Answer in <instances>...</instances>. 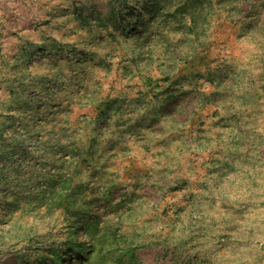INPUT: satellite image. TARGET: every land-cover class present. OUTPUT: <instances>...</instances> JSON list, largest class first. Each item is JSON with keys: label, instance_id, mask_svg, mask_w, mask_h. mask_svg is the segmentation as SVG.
I'll use <instances>...</instances> for the list:
<instances>
[{"label": "rangeland", "instance_id": "rangeland-1", "mask_svg": "<svg viewBox=\"0 0 264 264\" xmlns=\"http://www.w3.org/2000/svg\"><path fill=\"white\" fill-rule=\"evenodd\" d=\"M264 264V0H0V264Z\"/></svg>", "mask_w": 264, "mask_h": 264}, {"label": "trees", "instance_id": "trees-1", "mask_svg": "<svg viewBox=\"0 0 264 264\" xmlns=\"http://www.w3.org/2000/svg\"><path fill=\"white\" fill-rule=\"evenodd\" d=\"M122 256H119V259L122 261L123 264H131V262L133 261V254L132 253L128 256L127 260H122V258H121Z\"/></svg>", "mask_w": 264, "mask_h": 264}]
</instances>
